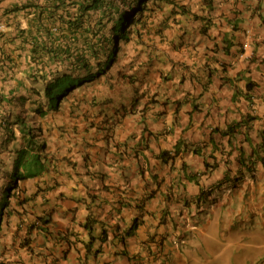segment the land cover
I'll return each mask as SVG.
<instances>
[{"label": "crops", "instance_id": "obj_1", "mask_svg": "<svg viewBox=\"0 0 264 264\" xmlns=\"http://www.w3.org/2000/svg\"><path fill=\"white\" fill-rule=\"evenodd\" d=\"M184 3L187 12L179 26L158 36L153 49L151 35L145 36L139 46L143 47L140 58L145 59L132 58L140 64L135 86L140 92L157 94L155 102L146 93L138 109L124 112L121 106L125 100L130 103L129 95L75 113L64 107L55 118V127L63 132L56 136L55 152L69 159L74 151H81L79 162L75 171L66 168L69 172L57 177L62 185L37 197L39 210L54 213L49 240L36 236L30 245L17 247L11 264H82L83 245L75 238L86 237L81 224L88 211L82 198L89 196L88 191L104 199L96 216L109 232L116 226L123 232L128 229L140 214L134 204L152 194L145 202L142 223L127 244L99 241L95 246L101 244L102 252L89 264H200L189 249L174 247L173 238L186 233L189 246L200 243L198 239L212 225H220L221 231L224 225L264 228V166L257 163L255 178L246 176L229 193L230 188H225L229 185L223 184L244 169L240 160L247 163L264 136V0H212L211 14L205 0ZM6 33L7 40L15 35L12 28ZM167 37L169 45L162 42ZM244 43L249 44L245 49ZM18 69L13 83L25 78ZM169 73L172 77L166 80ZM250 81L256 86L248 92ZM9 83L2 86L5 92L11 89ZM232 84L240 86L238 93ZM143 134L148 149L139 157L120 159L117 145L127 140L126 145L132 146ZM4 137L0 132V140ZM161 151L179 155L174 161L165 155L160 159ZM206 161L216 166L207 168ZM51 176L34 181L49 185ZM220 184L215 188L221 196L216 207L206 212L197 209L194 201L201 189ZM67 230L73 232V241L63 259L68 242L54 237Z\"/></svg>", "mask_w": 264, "mask_h": 264}, {"label": "trees", "instance_id": "obj_2", "mask_svg": "<svg viewBox=\"0 0 264 264\" xmlns=\"http://www.w3.org/2000/svg\"><path fill=\"white\" fill-rule=\"evenodd\" d=\"M7 1L0 0V23L14 29L15 35L7 40L6 35L0 32V132L5 134L4 139L0 140V264H11V249L13 252L17 250V246L30 245L36 236L49 240L48 237L52 234L54 213L39 210L40 200L36 196L40 190H44V186L34 181L51 173L53 169L46 138L47 130L41 121L51 113L59 114L66 105L74 111H84L82 104L79 105L74 100L67 104L63 102L75 90L92 85L101 76L108 74L115 65L118 53L122 51V43L142 42L143 32L140 27L149 30L151 15L161 13L170 3L169 0H11L12 4L2 7ZM134 33L136 37L133 36ZM4 43L10 45L3 46ZM19 59L25 60L27 64L26 70H23L25 78L13 83ZM138 66L139 62L134 59L129 63L133 72L125 73V77L131 79L128 92L119 97L125 99L130 95V103L125 100L121 106L124 111H132L131 107L136 109L146 93L148 99L155 102L157 94L150 91L140 93V89L133 84L138 79ZM164 77L169 80L172 74ZM10 81L8 86L11 89L5 92L2 86ZM40 83H43V88L37 87ZM254 86L255 83L249 82L247 91ZM41 98L44 103L40 108ZM97 99L94 98L92 105H103L113 100L107 98L102 103ZM5 105H11L10 109H5ZM32 105L36 108L31 110ZM145 108L146 106L142 107L141 111ZM37 114L39 123L35 124ZM127 143L126 140L123 144ZM261 144L264 151V140ZM124 145H117L116 148L117 153L120 151L118 155L122 160L132 156L139 157L144 149H148L149 142L143 135L132 146ZM164 155V151H161L158 157L164 159ZM178 155L179 152L175 158ZM145 159L149 163L146 157ZM205 165L207 168L216 166L207 161ZM183 167L186 169L187 165L184 164ZM251 167L249 166V171L253 170ZM241 177L243 174L235 177L234 184L241 181ZM31 179L30 183L34 187L31 188L29 184L24 186ZM191 179H194L193 175ZM63 183L57 180L50 182L48 190ZM202 193L199 195L200 199H203ZM88 195L86 199L82 198L88 211L85 222L81 224L86 237L78 238L77 235L75 238V242L83 245L85 255L81 259L82 264H89L92 256L100 254L101 244L109 237L108 227L96 216L104 199L92 191H88ZM150 197L148 195L145 198L147 200ZM43 204L44 201L40 205ZM144 205V200L134 204L140 214L128 229L111 238L113 245L118 242L127 244L128 238L137 231L141 223L139 217L144 214ZM72 233L69 230L59 232L54 238L57 242L67 241L70 244L73 241L70 238ZM9 237L11 240H8ZM99 241L101 244L95 246ZM67 251L68 249L64 251V257Z\"/></svg>", "mask_w": 264, "mask_h": 264}, {"label": "rangeland", "instance_id": "obj_3", "mask_svg": "<svg viewBox=\"0 0 264 264\" xmlns=\"http://www.w3.org/2000/svg\"><path fill=\"white\" fill-rule=\"evenodd\" d=\"M175 1L180 4L182 0ZM10 2L12 3L13 1H7V4ZM171 8H174L176 11L178 10L176 9L175 4H169V6H165L161 13L152 14L149 18V22H151L149 23L150 27H154V29H152L150 32L152 38H149L152 48L157 45V40H159L158 36L160 33L166 32L169 34L173 29V27L171 28V23H174V20H172L171 17L173 13L171 12ZM166 17L169 18L167 23L164 22ZM153 19H156V21H153ZM163 25L167 26L168 28L170 27V29H168L169 31L161 30ZM178 26L179 25H174V27ZM141 29L142 26L140 27V30ZM135 34L136 33H134L133 36H136ZM162 42H165L169 45L168 38L166 41ZM140 45H143V41L136 46L134 42L131 44L123 42L122 51L118 53L119 55H117L115 58V65L113 69L108 74L97 79L92 85H87L83 87V89L75 90L69 95V98L65 100L63 104H67L68 101L70 102V100H74L75 102H78L79 105L82 104L83 108H85L92 104L94 98H98L97 101L103 103V101H105L107 98L116 99L117 97L119 98L123 96L126 92H128V83H130L131 79L130 77H125L127 75L125 73L133 72L129 68V63L133 61L132 58H134V56L136 57L143 54V47H139ZM140 59L141 58H138V60ZM18 67L19 71H23L24 69L26 70L27 64L26 62L23 63L21 60H18ZM137 75L140 74L138 73ZM43 86V83L37 85L39 88H43ZM43 100L44 99L42 98L40 99V108L44 103ZM34 107L35 106L32 105L31 110ZM55 118L56 114L51 113L48 118L41 121L44 128L47 130L46 136L50 145V150L52 152H55L54 149L58 144L56 137L58 132L63 133L58 128H56L57 130L55 129V126L53 125V120ZM73 118L77 119L79 116ZM35 119V124H38L39 114L36 115ZM58 136L61 137L60 135ZM80 152L81 151H74V154L71 158H76L79 160ZM54 154L57 157V161H61V164L59 163L58 165L63 168V166L67 164V161L63 159L64 153H60V155L59 153ZM30 187L32 188L34 186L30 183ZM226 191L228 193L230 192V190ZM237 218V215H235V221ZM222 219L223 222L227 221L226 217ZM193 223L191 222L192 225ZM238 227L239 225H237V229H233L230 225H224V230L221 231L220 225H212L206 234L202 238L198 239L200 243L189 246L185 245L183 249H189V254L192 255L193 260L199 261L200 264H264V228L262 230H257L247 225L244 226L243 229ZM8 240H11V238L9 237ZM193 254L198 255L195 256Z\"/></svg>", "mask_w": 264, "mask_h": 264}, {"label": "clouds", "instance_id": "obj_4", "mask_svg": "<svg viewBox=\"0 0 264 264\" xmlns=\"http://www.w3.org/2000/svg\"><path fill=\"white\" fill-rule=\"evenodd\" d=\"M9 1V0H8ZM186 0H182L181 2H180V4H178L175 0H169V4L170 5H174L175 4V7H176V9H178L177 11L176 10H174V8H171V12H173L172 13V15L171 14H169V15H171V17H172V20H174V23H171V28L172 27H174V25H179V23H181V16H182V14L183 13H185V12H187V10H186V8H187V4H185L184 2H185ZM211 3H212V0H205V4L207 5V7L209 8L208 10L210 11V14L212 13V11H213V5L211 6ZM9 4H12L11 2L9 3ZM6 5H8L7 4V2L6 3H4L2 6L3 7H5ZM167 6H169V5H167ZM169 17V16H168ZM168 17H166V19L164 20V22L165 23H167V20L169 19ZM153 21H156V19H153ZM151 23V22H150ZM149 25V24H148ZM149 27V30H147L146 31V29L145 30H143V29H141V32H143L142 33V37L144 38L145 36H147V35H150V32H151V30L152 29H154V27H150V25L148 26ZM9 29V27L5 24V23H3V22H1L0 23V32H2V33H4L6 36H7V30ZM168 29H170V27L168 28L167 26H164L163 25V27H162V29L161 30H167V31H169ZM165 34H167L166 32H163V33H160V37H163V36H165ZM136 35V34H135ZM137 36V35H136ZM135 36V37H136ZM168 38V37H167ZM165 43V42H164ZM135 44V43H134ZM136 45H138V44H135V46ZM249 46V44L248 43H244V45H243V47H244V49L245 48H247ZM154 48V47H153ZM152 48V49H153ZM135 57V56H134ZM19 60H21V59H19ZM23 63L25 62V60H21ZM225 64V63H224ZM15 75H16V69H15ZM138 76V79L135 81V82H133V84L135 85L138 81H139V79H140V76L139 75H137ZM229 76V75H228ZM230 77H234V76H230ZM236 79V78H235ZM241 81V80H240ZM251 83H255V82H253V81H250ZM132 83V82H131ZM207 83V82H206ZM205 83V84H206ZM249 83V82H248ZM248 83H247V85H248ZM256 84V83H255ZM247 85H246V89H247ZM232 86H233V88L235 89V92L236 93H238V88L240 87V86H237L236 87V85L235 84H232ZM255 87V86H254ZM141 93V92H140ZM191 94V93H190ZM193 94V93H192ZM194 95V94H193ZM198 97H196V99H197ZM235 99V96H234V98H233V100ZM139 103V102H138ZM197 104L198 103H195L194 105L195 106H197ZM90 106H93L92 104H90ZM138 106L139 105H137V108L136 109H138ZM88 107V106H87ZM87 107H85V108H87ZM68 109L69 108V106L68 105H66L65 106V109ZM131 108H134V107H131ZM136 109H134V110H136ZM124 111V110H123ZM75 112H77V111H74L73 113H75ZM125 112V111H124ZM59 114H56V118L57 117H59L58 116ZM55 120V119H54ZM54 120H53V125H54ZM55 126V125H54ZM56 128V127H55ZM149 132V131H148ZM229 132V131H228ZM144 135V134H143ZM46 138H47V136H46ZM51 138H53V137H51ZM246 141H248L249 140V138L248 139H246V136H245V138H244ZM263 140H264V136H263V139L261 140V142H260V144H259V146H258V148L256 149V148H254L253 149V151H252V155H251V158H249L248 160H247V163H245L243 160H240V163H241V165H243V167H244V169L237 175V176H240V174H243V177H241V181H239L238 183H236V184H234V182H233V180H234V178L235 177H237V176H235V177H233L232 179H227V180H225V182H223V184H228L229 185V187H225L226 189H229L230 191H233L234 189H236V188H238L237 186H239V184H241V183H243V181H244V179H246L245 177L246 176H248L249 178H255V171L257 170V163H261L263 166H264V151H262V149H261V143H263ZM47 141H48V139H47ZM49 144V143H48ZM49 151L51 152V156H52V165H53V169L51 170V173H49V174H46V175H44L43 177H46V176H51V179L52 180H50L49 182H53V181H56L57 180V177H59V176H63L64 175V173H66V172H69V171H67L66 170V168H70V169H72V170H76L75 169V167H76V165L78 164V162H79V160L78 159H76V158H66V157H64L63 159H65L66 161H67V164L66 165H64L63 166V168H61L59 165H58V163H60L61 164V161L59 162V161H57V157H56V155L54 154V153H56V152H52L51 150H50V145H49ZM196 151H198L197 149H196ZM257 151L259 152V153H261V154H257ZM196 153V152H195ZM257 154V155H256ZM175 154L173 153L172 155H170V151H168V154L166 155L167 157H168V160L171 158L172 159V161H174V158H175V156H174ZM62 159V160H63ZM249 166H252L251 168H253V170L252 171H249L248 170V168H249ZM55 169V170H54ZM60 170H61V172H60ZM256 173H257V171H256ZM43 177H41V178H43ZM226 177V176H225ZM225 177L222 179V180H224L225 179ZM36 179H38V178H36ZM191 180H193L195 183H198L199 181H198V179H191ZM32 181V179L31 180H29V181H27V183L25 182L24 183V186H26L27 187V184H29L30 185V182ZM38 184H41L40 182H38ZM222 184H220V185H218V186H214V187H211V188H208V189H206V190H204V189H201V191H200V193H199V195L201 194V192H203L202 194H204V195H202L203 196V199H200L199 198V196L197 197V199L194 201V203H195V205H196V207H197V209H199V210H201V212H206V211H208L209 209H213V208H215L216 207V205H217V202L220 200L221 201V196H220V190H218L217 192L215 191V188H217V187H219V186H221ZM41 186H44L43 187V189L44 190H40V192L37 194V196H36V199H37V197H39L40 195H43L45 192H47L48 191V188H49V185H46L45 183H43V184H41ZM47 188V189H46ZM150 195H152V194H150ZM148 196V195H147ZM146 197V196H145ZM145 197H143L142 199H140L139 201H141V200H144V202H146L147 200H146V198ZM139 201H138V203H139ZM138 217V216H137ZM136 217V218H137ZM144 217V214L143 215H141L139 218L141 219V223H142V218ZM135 218V219H136ZM141 223H140V225H141ZM197 223H200V222H194V224H197ZM139 225V226H140ZM139 228V227H138ZM116 230V231H115ZM114 231L116 232V233H114ZM64 232V231H63ZM118 233H123V231L120 229V227L119 226H116V227H113V230H111L110 232H109V237L107 238V240L106 241H103V243L104 242H109V243H111L112 244V239L111 238H113V236L115 235V234H117L118 235ZM186 236H187V234L186 233H181V234H179V237H175V238H173V241H172V245L174 246V247H176V248H182V247H184L185 245H187V241H186ZM57 241V240H56ZM67 242V241H66ZM71 244V243H70ZM69 243H68V246H67V248L66 249H70L71 248V245H70ZM113 245V244H112ZM17 247H19V246H17ZM66 249H64L63 250V254H64V251L66 250ZM12 250L13 249H11L10 250V252H11V254L13 255L14 254V251L12 252ZM11 255V256H12ZM62 258L64 259V258H66V254H65V257H64V255L62 256Z\"/></svg>", "mask_w": 264, "mask_h": 264}]
</instances>
